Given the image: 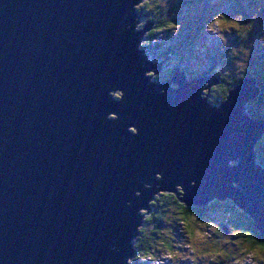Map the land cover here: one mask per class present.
Here are the masks:
<instances>
[{
    "label": "water",
    "instance_id": "95a60500",
    "mask_svg": "<svg viewBox=\"0 0 264 264\" xmlns=\"http://www.w3.org/2000/svg\"><path fill=\"white\" fill-rule=\"evenodd\" d=\"M136 2L0 0V264H126L145 223L139 208L147 216L156 200L148 182L184 183L183 193L161 192L189 207L232 201L264 241V119L247 112L261 93L255 76L221 108L200 98L215 75L178 68L151 81L145 71L164 62L138 49Z\"/></svg>",
    "mask_w": 264,
    "mask_h": 264
},
{
    "label": "clouds",
    "instance_id": "9594fccd",
    "mask_svg": "<svg viewBox=\"0 0 264 264\" xmlns=\"http://www.w3.org/2000/svg\"><path fill=\"white\" fill-rule=\"evenodd\" d=\"M133 6L135 10L143 16V18H138L134 25V30L136 32H143L144 37L140 40L138 49L152 48L153 45L161 44L162 36L165 34L163 29H173L171 34L173 36H178L184 28V23L182 21L174 19L173 16L170 15L172 0H138ZM262 16H264V0H256V3L249 5L243 10L235 12L218 10L205 16L204 21L201 23L200 34L201 36L214 34L220 42L219 53L222 54L220 62L209 69V75H215L218 81L223 79L225 82H221L218 85L219 89L223 92V96H217L215 101H210L206 98V88L209 81L205 80L200 93L201 99H207L209 103L215 105L217 108H221L230 99L231 95H228L229 87H231L232 94L239 82L248 77L251 71V60L256 44L259 43L264 45V27L258 32L256 41L251 40V34L256 29L257 21L260 20ZM130 29H133L132 24L127 25L126 30ZM153 33H160V35H153ZM233 36H235V42L230 39ZM159 51L160 50L157 49L156 53L158 54ZM149 59L155 60L156 56H152ZM229 62L232 67H225V64ZM144 75L154 81H161L162 79L169 78L165 71H157L155 68L147 69ZM172 87L175 88L177 85L173 84ZM164 91L166 90L161 89V92ZM108 95L115 99L123 100L127 96V92L123 87H110L108 89ZM192 103L194 104L195 101ZM250 104H254V102H250ZM119 118V113L116 111H109L107 113V119L109 120H117ZM208 118V116L205 117V119ZM127 131L133 135H139L140 127H138L136 123H129ZM239 163V159L228 161L231 167H236ZM256 163L261 164V161L258 159ZM261 166L264 167V165ZM163 177V171L155 172V179L162 180ZM196 184V179L190 181L191 186L194 187ZM144 187L146 189H156V191L152 193L153 198L161 193V189H169L171 192L180 193H183L186 189L184 183H176L174 187H167L160 184L154 185L148 182L144 184ZM233 187H239V185L234 183ZM135 195L141 196V190L138 189ZM153 198L148 201L150 206V201H153ZM129 203H131V201H129ZM148 209L149 207L139 208V214L142 215L143 221ZM236 211H238V209ZM236 211H228L225 214H234ZM147 219H151V216H147ZM188 221L189 217L185 215L182 223L187 225L188 237L195 242L196 233ZM211 227L218 234L220 233V228L215 224H212ZM137 232L138 235H136L132 241V247L136 251L133 255H129L126 258V264H146V261L157 260V256L154 254L155 250L162 246L166 249L161 252L160 255L162 257H170L173 259L176 257L182 259L189 258L186 253L172 251V245L166 244L165 240H161L155 244L151 251L147 249L142 250L138 240L140 239L141 233L145 232L143 222L137 225ZM206 235L208 234L201 233L202 237ZM241 235L246 237V241L243 243L240 240L235 241L237 251L231 254L235 258L233 264H264V242L254 238L251 232L247 230L243 231ZM166 236L172 240L176 239L171 230H167ZM225 243H227V241H225ZM177 247H180V245H177ZM183 247L191 249L198 256H211L213 260H216L218 255L221 257H229L230 255L228 251L219 248L215 242L210 243L207 239H204L202 244H196L194 246V243H187L184 244ZM209 248H211L212 251H208L207 249ZM191 259L195 260L196 256H192Z\"/></svg>",
    "mask_w": 264,
    "mask_h": 264
},
{
    "label": "trees",
    "instance_id": "16d2710c",
    "mask_svg": "<svg viewBox=\"0 0 264 264\" xmlns=\"http://www.w3.org/2000/svg\"><path fill=\"white\" fill-rule=\"evenodd\" d=\"M205 1L209 5L207 6L209 10L212 9L214 10L216 8L218 10H225L229 12H232L237 7H239V10L245 9V7H243V4L248 2L247 0L245 1L242 0L240 2L239 0L238 1L237 0H205ZM249 2H255V1L251 0ZM262 24L264 25V16H262V18L257 21L256 29L251 34L252 41H256V36L260 31V29L262 28L261 27ZM168 30L164 29L165 32ZM153 35H159V33H153ZM171 40H173V42L176 41L175 38H172ZM167 45L168 47L163 45L161 47H159V45H153L152 48H145L149 51L150 50L152 51L150 55L151 57L156 56V59L153 61H156L157 63L162 61L164 62L162 69H165L170 66L169 65L170 61H164L167 58L172 59L174 57L173 59H175V57H177L179 60V54H177L179 52L175 51V48L177 46L175 44H167ZM164 47L167 50L164 49ZM190 48L191 46L189 47V51H190L189 55H191V57H195V59H198V61H200L202 57L199 51L193 52ZM157 49L160 50L158 54L156 53ZM255 53H257L259 57L258 63H256L254 67L252 66L251 63V71L249 72V75L255 76L257 80V85L260 88L261 93L256 100L252 101L254 102V104H250V103L248 104L247 112L249 113L252 119H262V118L264 119V52L260 53L259 50H257V47H255L253 56L255 55ZM204 55H208V50H206ZM219 57H222V54L217 52V54H214L213 57H211L210 59L217 61V59L219 60ZM206 67L207 66L204 65L201 68V71H189L187 69V71L190 73L189 74L184 68H182L178 64L174 66L169 72L167 69L164 70L166 73H168L169 78L162 79L159 82L171 80L178 68H180L182 71H185L189 78L206 76L209 75V69L211 68V67L210 68H206ZM241 81L239 82V84L241 83ZM221 82H225V81L222 79L219 83ZM219 83L214 84L208 91L209 92L208 98L210 101H215L217 96H223V92L218 87ZM230 92H231V87H229L228 90L229 96H230ZM256 152H257L256 161L258 159L261 161V164L258 165L259 166L264 165V136L261 139V141L258 142L256 146ZM152 206H153L152 213L148 215L151 216V219H147L146 216L145 223L143 226L145 232L141 233L140 239L138 240V243L140 244L142 250L147 249L151 251L152 248L155 246V244H157L161 240H165L166 244L172 245V251H174L175 245L173 244L172 239L166 236V232H167L166 230L169 229L171 231H175L176 230L175 227L180 225L181 223L182 227L185 229V232L187 234V225L182 223L183 217L185 215L189 217L188 223L192 225L196 233L195 245L202 244L203 240L207 239L210 243L215 242L219 248H222L223 250H226L230 253L229 257H221L218 255L216 260H213L211 256H200V257L196 256L197 259L200 258L204 260V258H206L205 260L206 264H233V260L235 258L231 254L237 251V245L235 241L240 240L242 243L246 241V237L241 235V233L245 230L250 231L254 238L264 242L262 240V235L260 231L255 227L252 218L243 211H241L232 201L229 200L226 202H219L215 200L205 207H196V206L189 207L186 206L184 203L180 202L179 198L175 194L164 193L156 197V200L152 202ZM224 207H228V208H224ZM237 209L238 211H236ZM228 211H236V212L234 214H225ZM166 214H170L171 217L167 218ZM204 220H209L206 226L215 224L217 227H219L220 233L218 234L216 231H214L211 226L206 228L201 227L200 222ZM201 233H206L208 235L202 237ZM188 239L190 240L189 237ZM225 241H227V243H225ZM159 250L165 251L166 249H164L162 246L161 248L156 249L154 254L156 255ZM207 250L212 251L211 248ZM146 264L148 263L146 262Z\"/></svg>",
    "mask_w": 264,
    "mask_h": 264
},
{
    "label": "rangeland",
    "instance_id": "374dc122",
    "mask_svg": "<svg viewBox=\"0 0 264 264\" xmlns=\"http://www.w3.org/2000/svg\"><path fill=\"white\" fill-rule=\"evenodd\" d=\"M240 1H242V0H239V2ZM247 1L248 2L243 4V7H245V8H247L249 5L254 4L256 2V0H252L255 2H249L251 0H247ZM238 3H237V5H238ZM190 5H191V7H190ZM207 6H209V5L207 4V2L205 0H172V7L170 8V10H171L170 15H172L174 19L182 21L184 23V28L182 29L181 33L178 36H173L171 34V31H173V29H169V30L166 29V30H168L166 32L163 29L165 34L162 36L161 44H159V47H161L162 45L168 47L167 44H175L177 46L175 48V51L179 52V53H177V54H179V60L177 57H175V59H173L174 58L173 57L172 58L173 60L171 58L169 60H165V61H170V64H169L170 66L165 68V69H162L163 71L167 69L169 72V71H171V69L174 66H176L178 64L182 68H184L186 71H187V69L189 71H201V68L204 65L207 66L206 68H210V67L212 68L215 66L216 63L220 62L222 57H219V60L217 59V61L210 59L211 57H213L214 54H217V52L219 53V43L220 42L217 40V38L214 36V34H208L207 36H201V34H200L201 23L204 21L205 16L209 13L214 12V11H218V9H216V8L214 10L213 9L209 10L207 8ZM236 10L238 11L239 7H237L232 12H235ZM141 18H143V16H141ZM261 27H264V25L262 24ZM159 35H160V33H159ZM172 38H175L176 41L173 42V40H171ZM230 39H232L233 42H235V36L231 37ZM170 41H172V42H170ZM188 45L191 46L190 49L193 52L199 51V53L202 57V59L200 61H198V59H195V57H191V55H189V53H190L189 47L190 46H188ZM256 47L260 53L264 52V45L257 43ZM207 48H209V49H207ZM164 49H166V48L164 47ZM145 50L149 54V58H150L152 51L151 50L149 51L147 49H145ZM206 50H208V55H204ZM258 58L259 57H258L257 53H255V55L252 58V62H251L253 67L256 65V63H258ZM151 60L153 61V59H151ZM154 62H156V61H154ZM225 65H226L225 67H232L231 63L225 64ZM166 74L168 75V73H166ZM251 76H254V75H249L248 77H251ZM189 79H192V77ZM151 81H152V79H151ZM207 92H208V89H206V95H207ZM207 96H209V92H208ZM249 102H251V101H249ZM249 102L245 103V107ZM260 141L261 140H259V142ZM161 194H164V192H161ZM224 202H226V201H224ZM147 213H148V211H147ZM151 213H149L148 215H150ZM170 214H166V217L170 218L171 217ZM208 222H209V220L201 221L200 226L205 227V228L211 226V225L206 226ZM175 228H176L175 231H171L172 233L174 232L173 235L176 237L175 240H172L173 244L175 245L174 251H180L182 253H186L189 258L188 259H182L180 257H176L175 259H173L170 257H162L160 255L162 250H159L156 254L157 260H150V261H146V262L148 264H161V262H162V264H191V263L206 264L205 263L206 258H204V260H202L200 258L199 259L196 258L195 260L191 259L192 256H198V255L195 252H193L191 249L183 247V245L187 244V243H194V246H195L196 241L193 242L192 240L188 239L187 234L185 232V229L182 227L181 223H180V225L176 226ZM167 230H169V229H167ZM179 234H181V235H179ZM177 245H180V247H177Z\"/></svg>",
    "mask_w": 264,
    "mask_h": 264
}]
</instances>
